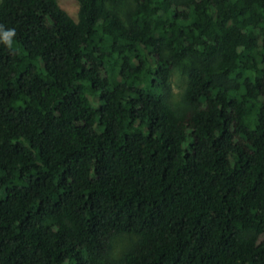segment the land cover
<instances>
[{"label": "trees", "instance_id": "obj_1", "mask_svg": "<svg viewBox=\"0 0 264 264\" xmlns=\"http://www.w3.org/2000/svg\"><path fill=\"white\" fill-rule=\"evenodd\" d=\"M119 1L0 0V264H264V0Z\"/></svg>", "mask_w": 264, "mask_h": 264}, {"label": "rangeland", "instance_id": "obj_2", "mask_svg": "<svg viewBox=\"0 0 264 264\" xmlns=\"http://www.w3.org/2000/svg\"><path fill=\"white\" fill-rule=\"evenodd\" d=\"M60 4L67 9L72 15L78 16L79 2L78 0H59ZM133 0H120L116 4L115 9L124 16L128 13L133 5ZM192 60H186L174 68L171 76L170 85V101L174 105L182 106V97L186 85L190 78V68L192 67ZM136 237L131 235L117 236L112 244L111 255L112 257L119 258L124 250L135 241Z\"/></svg>", "mask_w": 264, "mask_h": 264}, {"label": "clouds", "instance_id": "obj_3", "mask_svg": "<svg viewBox=\"0 0 264 264\" xmlns=\"http://www.w3.org/2000/svg\"><path fill=\"white\" fill-rule=\"evenodd\" d=\"M14 29H12V30H9V32L8 33H6V35H13L14 34Z\"/></svg>", "mask_w": 264, "mask_h": 264}]
</instances>
